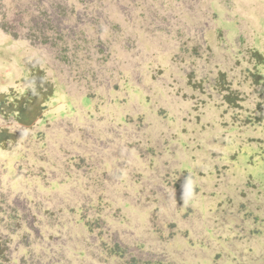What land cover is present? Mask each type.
<instances>
[{
  "label": "rangeland",
  "instance_id": "374dc122",
  "mask_svg": "<svg viewBox=\"0 0 264 264\" xmlns=\"http://www.w3.org/2000/svg\"><path fill=\"white\" fill-rule=\"evenodd\" d=\"M39 71L0 264H264V0H0V94Z\"/></svg>",
  "mask_w": 264,
  "mask_h": 264
},
{
  "label": "trees",
  "instance_id": "16d2710c",
  "mask_svg": "<svg viewBox=\"0 0 264 264\" xmlns=\"http://www.w3.org/2000/svg\"><path fill=\"white\" fill-rule=\"evenodd\" d=\"M263 82L262 77H260ZM54 85L46 78L44 72L35 73V87L27 95L15 97L11 100V95L0 94V109L9 110V114H15L19 124L30 127L43 115L47 108V103L54 95ZM11 140L7 134L0 133V143Z\"/></svg>",
  "mask_w": 264,
  "mask_h": 264
}]
</instances>
